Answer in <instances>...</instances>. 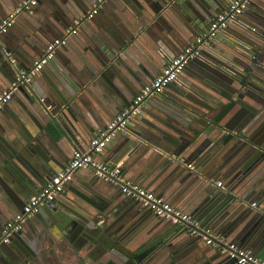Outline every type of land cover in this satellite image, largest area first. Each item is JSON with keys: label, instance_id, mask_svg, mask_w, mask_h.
Here are the masks:
<instances>
[{"label": "water", "instance_id": "water-1", "mask_svg": "<svg viewBox=\"0 0 264 264\" xmlns=\"http://www.w3.org/2000/svg\"><path fill=\"white\" fill-rule=\"evenodd\" d=\"M97 1L38 0L40 17L35 7L20 12L0 32V93ZM21 2L0 0V24ZM229 2L107 0L81 21L78 32L88 30L81 39L84 62L72 54L62 61L55 56L47 64L53 73L45 66L13 94L24 95L26 113L0 124V232L65 168L73 151L85 149L82 142L89 143L129 106ZM110 7L116 11L110 13ZM30 15L34 20L27 22ZM18 20L27 22L22 31L14 26ZM229 27L240 33L235 42H225L227 51L219 47V35L185 66L193 70V82L179 77L182 87L172 82L143 105L128 125L136 140L120 147V158L127 157L118 165L138 159L139 171L154 180L152 188L171 196L213 234L264 259V125L259 127L264 123V0H251L225 31ZM173 46L181 48L177 54L170 51ZM12 58H21L22 67ZM152 161L154 170H144ZM74 177H82L81 188L74 195L60 193L29 218L24 224L29 232L23 235L21 229L3 244L8 258L0 254V264H238L202 235L126 196L119 184L87 168ZM216 180L225 183L218 187ZM14 237H22L25 250L6 248Z\"/></svg>", "mask_w": 264, "mask_h": 264}, {"label": "built area", "instance_id": "built-area-1", "mask_svg": "<svg viewBox=\"0 0 264 264\" xmlns=\"http://www.w3.org/2000/svg\"><path fill=\"white\" fill-rule=\"evenodd\" d=\"M106 1L98 0L82 18L75 21L74 26L66 28L61 36L50 41L44 52L33 62L29 69H21L19 74H17V80L0 93V110L13 98V94L17 91L19 84L29 81L31 76L39 74L47 64L52 62L57 50L66 45L70 37L78 32L81 21L96 15ZM250 1L230 0L228 7L217 13L206 29L194 37L179 55L167 60L161 73L141 88L129 106L109 121L104 129L91 137L85 149H75L65 168L54 173L46 181L42 189L27 201L23 211L16 214L13 219L5 224L4 229L0 232V250L3 244L8 243L16 232L24 228V224L29 218L35 216L43 206L64 192L66 184L74 178L75 173L79 169L87 168L92 170L98 177L119 184L122 193L130 198L140 199L143 206L151 208L160 217L174 223L183 224L188 232L193 235H202L207 244L216 246L222 253L229 254L230 257L237 260L238 264H264V259L257 256L252 250L243 248L234 242H229L222 235L213 234L211 228L203 227L191 213L174 206L163 195L148 190L128 177L122 166L97 158L98 155L104 153L105 149L120 134L127 131L128 125L132 124L134 118L139 117L143 105L149 99L162 94L170 83L179 80L181 73L190 60L201 56L202 50L225 31L231 22L243 14L248 8ZM37 4L38 0H22L15 10L0 24V32L13 25L16 16L20 12L29 10ZM242 45L240 47L243 50H248L253 56L255 55L254 51L249 49L250 47ZM8 55L12 56V52L8 51ZM12 62L17 64L15 58H12ZM173 157L176 156L173 155ZM187 166L194 169L193 163H189ZM216 184L218 187H222L223 181H216ZM251 206L255 207L256 202H253Z\"/></svg>", "mask_w": 264, "mask_h": 264}, {"label": "crops", "instance_id": "crops-1", "mask_svg": "<svg viewBox=\"0 0 264 264\" xmlns=\"http://www.w3.org/2000/svg\"><path fill=\"white\" fill-rule=\"evenodd\" d=\"M39 2H38V4L35 6V8H37L38 9V11H37V13H36V15L38 16V17H40L41 15H43V14H41V10L39 9ZM257 6H260L258 3H257ZM221 7H224V4H221ZM225 7H226V5H225ZM254 8H252L251 7V10H253ZM40 10V11H39ZM114 12V11H116V10H114V8L113 7H110V13L111 12ZM216 15V14H215ZM247 19H248V17H246ZM34 19H33V15H30V17H26V21L27 22H31V21H33ZM27 22L25 23V21H23V20H18V21H16V23L14 24V26L17 28V29H19V30H24L25 28V24H27ZM209 22L210 21H206V23H204V24H202L201 25V29H200V33L201 32H203V30L204 29H206V27L208 26V24H209ZM89 29V28H88ZM237 33H240V31H239V28L238 27H229V30L228 31H223L221 34H220V41H218V43L221 45V46H219L222 50H226L227 51V46H226V44H225V42H228V40L229 41H236V39H237V37H236V34ZM59 35H61V33H59V34H56V36H59ZM74 35H76L74 38H72L71 39V43H69L68 44V48L66 47V49H64L65 51H59L58 53H57V55L56 56H58L59 57V60L60 61H62V59H66L67 58V56H68V54H72L73 56H76L77 58H78V60L81 62V64H82V62H84L83 60H82V58L80 57L81 56V54H82V51H80L81 50V39H83L85 36H87L88 35V30H87V28H84V30H82V32L81 33H79V32H77L76 34H74ZM194 37H196V36H192V38H190V41L194 38ZM239 42H241L240 40H238ZM242 43V42H241ZM211 44V43H210ZM210 44H208V45H210ZM207 45V46H208ZM246 45V44H245ZM246 46H248V45H246ZM168 47V46H167ZM174 48L173 49H170V48H168V49H170V51L173 53V54H177L179 51H180V47H175V46H173ZM248 47H250V46H248ZM249 49H252L251 47L249 48ZM213 50V49H212ZM211 50V51H212ZM43 51H44V49H43ZM43 51H42V53H43ZM214 51V50H213ZM254 51V50H253ZM67 54H66V53ZM216 52V51H215ZM216 53H218V52H216ZM255 54H256V52H255ZM20 59V62H16L18 65H19V67H22L21 65H20V63H23L24 64V61L23 60H21V58H19ZM168 59V58H167ZM84 64V63H83ZM164 67V66H163ZM162 67V68H163ZM46 69L45 70H47L48 72H52L53 73V71H52V66L51 65H46V67H45ZM162 68H161V70L160 71H162ZM193 70L190 68V69H188V70H186V69H184V71L182 72V74L180 75V77L181 78H183L185 81H188V82H193V80H194V78H195V76H194V74H193V72H192ZM161 73V72H160ZM180 81H177V84H178V86L179 87H182L181 85H184L183 83H184V81L183 80H181V79H179ZM200 86H202L201 84H200ZM201 89H203V90H210L208 87H204V86H202L201 87ZM211 91V90H210ZM197 97L199 98V99H203L200 95H198L197 94ZM25 102V97H24V95L23 94H21V93H17L5 106H4V108L2 109V110H0V124H2V122H6L7 120H10V118H13V116H17V114H21V113H26L25 112V110H24V103ZM146 104V103H145ZM144 104V105H145ZM264 125V123H260V125H259V127H262ZM99 131H96L95 133H94V135L96 134V133H98ZM128 139H132V140H136V136L134 135V133H133V131L130 129H127V131L126 132H124V133H122V134H120L119 135V137L116 139V140H114L106 149H105V151H104V153L103 154H101V155H98V159H101V160H105V161H107V162H109V163H111V164H119V163H122L125 159H126V157L127 156H124L122 159L120 158L121 156H119V151H120V147H122V145L124 144V143H126L127 141H128ZM120 144H121V146H120ZM86 145H88V142L86 143V142H82V146H86ZM121 159V160H120ZM120 160V161H119ZM137 160L138 159H135V158H133V160H130V161H132L131 163H129V164H126V165H123L122 166V168H123V170H124V172H125V174L128 176V177H130L131 179H133L134 181H136V182H138L140 185H142L143 187H145V188H147L148 190H152V191H154V192H156L157 194H160V195H163L165 198H167L172 204H174V206H176V207H178V208H180L179 207V204H178V202H174L173 201V198L171 197V196H166L165 194H164V192H162L161 190H160V188L159 189H155V188H152L153 186H152V183L154 182V180L153 179H151V180H147V178H145V177H151V175L149 174V173H147L146 171H143V172H140L141 170H140V168L138 167V165H137ZM147 164V165H146ZM146 164H145V166H144V170L147 168V170H151V171H153L154 170V168H155V164L156 163H154V161H152L149 165H148V162H146ZM140 170V171H139ZM143 170V169H142ZM150 171V172H151ZM83 172V174H86L85 173V171H82ZM147 174V175H146ZM146 175V176H145ZM82 176H85V175H82ZM81 180H82V177L80 178V177H74L73 179H72V181L70 182V183H67L66 184V186H65V189H64V193H66V191L68 192H70V193H72L73 195H74V192H75V190H79V188H81ZM216 181H222V180H216ZM216 181L214 182L215 183V185L217 186V184H216ZM144 182H147V184H144ZM224 183H225V181H223V185H224ZM69 187H71V189H69ZM163 191H167V190H163ZM183 208V207H182ZM44 218V217H43ZM29 231H28V229H27V227H24L23 228V232H22V234L23 235H26V233H28ZM207 244V243H206ZM209 245V244H208ZM8 246V245H7ZM6 246V248H12V251H15V249L16 250H25V245H24V243H23V241H22V237H17V238H15L14 237V240L9 244V246L7 247ZM198 247V246H197ZM184 248H186V247H184ZM198 248H200V247H198ZM0 254L1 255H3V256H6L7 257V252L4 250V248H2L1 250H0ZM8 258V257H7Z\"/></svg>", "mask_w": 264, "mask_h": 264}]
</instances>
